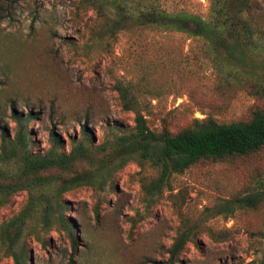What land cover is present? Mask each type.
Instances as JSON below:
<instances>
[{"label": "rangeland", "instance_id": "rangeland-1", "mask_svg": "<svg viewBox=\"0 0 264 264\" xmlns=\"http://www.w3.org/2000/svg\"><path fill=\"white\" fill-rule=\"evenodd\" d=\"M212 2L0 0V152L20 128L14 111L31 116L33 154L54 147L52 131L58 151L89 150L68 170L41 172L55 177L50 184L15 191L0 206V264H14L13 252H23L26 264H264V202L230 215L217 210L264 190V146L200 161L156 194L148 192L156 167L135 159L121 165L115 155L116 138L134 131L138 113L151 129L176 134L197 120L249 121L264 111V75L238 74V61L218 54L227 50L221 37L216 52L203 37L161 23L165 12L208 20ZM247 17L264 47V0ZM0 167L10 172L7 182L17 180V164ZM74 176L82 183L62 189ZM29 204L11 249L2 226ZM182 235L185 246L172 260Z\"/></svg>", "mask_w": 264, "mask_h": 264}, {"label": "trees", "instance_id": "trees-1", "mask_svg": "<svg viewBox=\"0 0 264 264\" xmlns=\"http://www.w3.org/2000/svg\"><path fill=\"white\" fill-rule=\"evenodd\" d=\"M255 0H213L211 17L207 20L199 14L188 12L162 13V24L168 27L176 26L178 30L187 31L201 36L210 43L214 51H218V44L214 38L221 37L222 44L227 48L220 57L235 64L236 72L242 75L260 77L264 75V57L257 52L264 47L256 44V28L247 17L253 12ZM147 21V20H146ZM146 21H142L146 22ZM157 23V19H153ZM236 46L240 50L238 57L232 50ZM260 59L259 69H254V61ZM14 116L20 122V128L14 138L3 139L0 161L13 162L18 165L15 172V182H7L10 175L6 169L0 167V206L8 196L18 190H28L30 193L36 186L48 185L55 177H47L41 172L59 168L68 170L81 157H88L89 150L83 144L74 147L69 153L55 149L60 143L59 137L52 131L54 147L45 155L33 154L30 150V138L27 122L31 116L23 118L17 111ZM25 119V122H24ZM34 119V118H33ZM134 131L119 135L116 138V159H121V165L127 160L135 159L149 163L156 167L159 176L148 187L150 194L161 192L169 184L174 173H181L194 164L204 160H222L230 156L245 155L259 151L264 146V111H255L249 121H235L220 123L213 118L197 120L194 127H188L172 134L167 130L155 131L151 129L146 117L138 113ZM61 177V176H60ZM62 189L80 185L81 176L63 179ZM264 202V190L256 191L232 199H226L217 207L219 213L233 214L238 208L257 207ZM33 207L26 206L15 218L6 222L4 227L6 238L13 249L22 232V225L30 216ZM72 239H75L71 227L64 221ZM16 227L15 233L12 228ZM186 240L182 235L170 248L172 260H176L183 250ZM14 264H26L23 252H13Z\"/></svg>", "mask_w": 264, "mask_h": 264}]
</instances>
